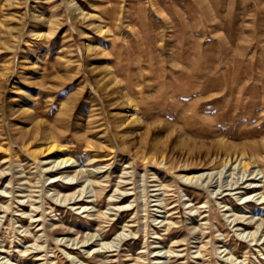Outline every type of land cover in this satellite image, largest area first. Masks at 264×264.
<instances>
[{
  "label": "rangeland",
  "instance_id": "374dc122",
  "mask_svg": "<svg viewBox=\"0 0 264 264\" xmlns=\"http://www.w3.org/2000/svg\"><path fill=\"white\" fill-rule=\"evenodd\" d=\"M251 182L264 0H0V264H264Z\"/></svg>",
  "mask_w": 264,
  "mask_h": 264
},
{
  "label": "bare ground",
  "instance_id": "6f19581e",
  "mask_svg": "<svg viewBox=\"0 0 264 264\" xmlns=\"http://www.w3.org/2000/svg\"><path fill=\"white\" fill-rule=\"evenodd\" d=\"M73 3V2H72ZM76 8V7H75ZM77 8H78V6H77ZM56 25V24H55ZM103 29V28H102ZM101 29V32H103V30ZM49 129H47V131H48ZM56 130V129H55ZM34 131H36V130H34ZM45 131V130H44ZM50 131V130H49ZM52 134V133H51ZM50 133H45L44 135L46 136V138L47 139H49V140H47L48 142L50 141V138H51V135ZM43 137V136H42ZM45 138V139H46ZM59 144V143H58ZM61 148L62 147H60L59 145H57V143H55V141L54 142H51L49 145H48V147L46 148V150L48 151V154L49 153H53V152H57L58 150H61ZM233 159H231V157L229 158V156H228V158H227V161L225 162V164L226 163H229V162H231ZM236 160V159H235ZM240 160H242V159H240ZM55 162V165L53 166L54 168L55 167H57V169L58 170H60V169H63V168H72V167H76V166H72V162H74V159H72V158H62V159H60V160H57V161H54ZM241 163H242V165L244 166V167H248L249 165H250V163H248V162H246V161H240ZM239 163V162H238ZM231 164V163H230ZM243 167V168H244ZM249 168V167H248ZM61 171V170H60ZM80 171H82L81 169H79V170H74V172L75 173H73V174H67V175H61L60 176V178H59V176H57V177H51L52 179H53V181L52 182H57V181H59L60 182V180H61V178H64V179H68V180H70V185L71 184H74V183H79V181H78V176H79V174L81 175L82 173L80 172ZM246 171V170H245ZM83 175V174H82ZM212 176V175H211ZM203 177H210V173H206V172H202V173H194V174H191V175H184L183 176V178H186V180H189L190 182H193L194 180H195V183H200L199 181L200 180H202L203 179ZM205 178V179H206ZM213 178V177H212ZM50 180V179H49ZM62 181V180H61ZM204 182H205V180H203ZM209 182V181H208ZM67 183V182H66ZM69 183V182H68ZM206 183V182H205ZM210 183H212V182H210ZM236 183V182H235ZM259 183V182H258ZM258 183H255V182H251V183H249L248 184V187L250 188H254L253 189V191H257V190H259V189H261L262 188V190L263 191H261V193H262V195H264V184L263 185H261V184H258ZM239 184H241V183H239ZM54 185V184H53ZM78 185H80V184H78ZM236 185H237V183H236ZM235 186V185H234ZM235 187H237V186H235ZM238 188H239V186H238ZM257 189V190H256ZM93 190V189H92ZM227 190H228V188H227ZM234 190V189H233ZM93 192H94V194L92 195V197L93 196H95V197H98L97 195V192L95 191V189L93 190ZM82 193V192H81ZM60 195V194H59ZM66 195V194H65ZM72 197H73V199H75L74 197L76 196V192L75 193H72V194H70ZM250 196L251 195H248V197L250 198ZM247 197V198H248ZM246 198V199H247ZM68 199V195L66 196V200ZM92 201V200H91ZM94 201V200H93ZM90 202V201H89ZM87 209V208H86ZM263 223V222H262ZM262 226V225H261ZM255 233V232H254ZM122 233H120V234H118L116 237H118V236H120ZM253 234V233H252ZM257 234V233H256ZM255 234V235H256ZM116 237L114 238V240L112 241V242H108V243H104V245H109V244H113L114 243V241H115V239H116ZM254 237V236H253ZM257 238V237H256Z\"/></svg>",
  "mask_w": 264,
  "mask_h": 264
}]
</instances>
